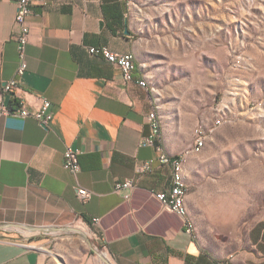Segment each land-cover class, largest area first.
Returning a JSON list of instances; mask_svg holds the SVG:
<instances>
[{"label": "crops", "instance_id": "obj_1", "mask_svg": "<svg viewBox=\"0 0 264 264\" xmlns=\"http://www.w3.org/2000/svg\"><path fill=\"white\" fill-rule=\"evenodd\" d=\"M42 1L28 18L27 68L18 75L17 5L0 0V99L14 101L3 85L17 79L31 109L45 96L54 112L47 126L32 116H0V225L83 232L0 227V264H264V214L242 236L207 182L190 177L199 153L184 164L194 235L157 198L171 188L173 169L159 162L157 145L142 143L151 133L153 92L125 81L117 65L89 50L108 45L133 53V75L149 84L144 56L152 47L137 34L125 0ZM158 137L163 154L190 149L162 126ZM68 147L81 151L78 173L64 166ZM149 159L152 170L139 173ZM129 177L134 186L117 192L116 181ZM79 187L93 196L82 201Z\"/></svg>", "mask_w": 264, "mask_h": 264}, {"label": "rangeland", "instance_id": "obj_2", "mask_svg": "<svg viewBox=\"0 0 264 264\" xmlns=\"http://www.w3.org/2000/svg\"><path fill=\"white\" fill-rule=\"evenodd\" d=\"M127 16L150 40L162 130L186 149L222 116L189 175L207 182L244 236L264 214V0H136Z\"/></svg>", "mask_w": 264, "mask_h": 264}, {"label": "built area", "instance_id": "obj_3", "mask_svg": "<svg viewBox=\"0 0 264 264\" xmlns=\"http://www.w3.org/2000/svg\"><path fill=\"white\" fill-rule=\"evenodd\" d=\"M36 0H15L17 5V11L15 16V22L18 25V34L16 35L18 41V55H19V66L17 69L18 75H22L27 68V55L26 47L30 36V27L28 24V18L32 13V6ZM43 4L47 2L42 1ZM127 9L129 6H135L136 0H125ZM90 53L92 55H99L104 57L110 63L117 65L122 72L123 79L127 82H137L134 75L130 72V64H136L130 57L129 52H119L110 48L108 45H99L90 47ZM142 87H148L142 86ZM20 86L17 79L7 81L3 85V91L13 93L14 101L7 104L0 99V116L2 115H18L21 117L32 116L36 118L42 125L47 126L50 121L54 118V112L51 109V101L45 97H40V103L38 107L31 109L25 102V100L19 95ZM148 121L151 126L150 135L142 141L144 145H157L159 151L158 160L161 164H169L173 169V184L169 190H164L156 193L157 198L168 208L178 213L184 221V227L187 232L189 231V214L188 210L184 205V192H187V185L181 182H174V175H179V170L183 162V152L174 156L163 155L160 150V145L157 144L159 139L158 131L155 128L153 121V108L147 114ZM223 121L222 116L215 119L212 125L201 124L196 131L195 139L192 145L188 148H195L198 144L200 136L205 135L209 132L214 124ZM80 154L79 149L68 147L64 152V166L69 169L72 173H78L80 171ZM154 159L144 161L138 167V172L141 174L147 173L153 168ZM135 184V179L132 177L124 180L118 179L115 183V190L117 192H123L129 190ZM94 192L87 189L86 187L78 188V196L82 201H87L93 196ZM97 220V219H95ZM194 235V234H193ZM225 264H230L226 262Z\"/></svg>", "mask_w": 264, "mask_h": 264}, {"label": "bare ground", "instance_id": "obj_4", "mask_svg": "<svg viewBox=\"0 0 264 264\" xmlns=\"http://www.w3.org/2000/svg\"><path fill=\"white\" fill-rule=\"evenodd\" d=\"M131 7L132 6H129L128 9H131ZM129 54H130L131 59L135 62L134 54L131 53V52H129ZM134 65L135 64H130V72H131L132 75H133ZM139 85L147 86L148 83H147L146 80L141 79V80H139ZM153 121L155 123V128L158 131V136H160V134H161L160 133V131H161V123H160V119H159V116H158V112H157V110L155 108L153 109ZM205 143H206V135H201L200 139H199V142H198V144H196L195 148H191V149L183 151V162H182L181 168L179 170V175H174V182H181V177H182V184H186V181H185L186 175H185V171H184V164H185V162H186V160H187L189 155H191L192 153L201 152L202 149L205 146ZM160 150H162L161 147H160ZM163 155H166V154H163ZM186 193L187 192H184V205L187 208V206H186ZM189 231L192 234L195 233V224H194V222H193V220L191 219L190 216H189Z\"/></svg>", "mask_w": 264, "mask_h": 264}, {"label": "water", "instance_id": "obj_5", "mask_svg": "<svg viewBox=\"0 0 264 264\" xmlns=\"http://www.w3.org/2000/svg\"><path fill=\"white\" fill-rule=\"evenodd\" d=\"M0 227H18V228H23V229H26V230H29V231L57 230V229H75V230L83 232L81 229H78L76 227H38V226H29V225L20 224V223H7V224H4V225H0Z\"/></svg>", "mask_w": 264, "mask_h": 264}]
</instances>
